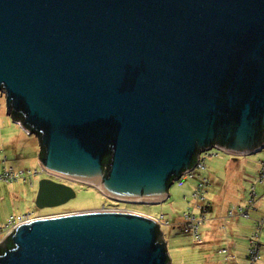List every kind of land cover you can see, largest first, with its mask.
<instances>
[{
  "label": "water",
  "instance_id": "95a60500",
  "mask_svg": "<svg viewBox=\"0 0 264 264\" xmlns=\"http://www.w3.org/2000/svg\"><path fill=\"white\" fill-rule=\"evenodd\" d=\"M0 95L43 171L163 202L212 147L264 148V0H0ZM38 182L39 208L76 196ZM0 247V264L170 263L159 222L104 206L24 221Z\"/></svg>",
  "mask_w": 264,
  "mask_h": 264
},
{
  "label": "rangeland",
  "instance_id": "374dc122",
  "mask_svg": "<svg viewBox=\"0 0 264 264\" xmlns=\"http://www.w3.org/2000/svg\"><path fill=\"white\" fill-rule=\"evenodd\" d=\"M6 110L5 97L0 95V114H3V116L5 115V118L7 117ZM2 128L4 130L1 133L5 137H7L8 134L15 133L13 128H7L4 123L2 124ZM22 131L25 132L23 129ZM31 137L35 136L32 135ZM206 153L208 154L207 156L205 153H203L202 156H205L204 164L206 165V168L196 171L199 176L207 177V182L203 190L204 201L192 197V193L196 189L197 181L188 175H184L183 179L180 178L169 185V196L167 200L163 202L156 204H130L125 202L119 203V205L115 204L116 207H125L129 210L143 212L153 217H161L163 215V224H161L160 230L163 233L168 255L170 256L169 264H186V262L192 264L193 260L190 261V258L194 257V255L192 256L190 253L198 252L200 249L207 246V244H204L203 246L198 245L201 242H196L192 234V229L190 232H185L183 230L187 226V221L185 220L184 215L186 211L189 212L192 210L196 215V218L200 219V216L203 214L200 206L203 205L204 211L206 212V210H209L206 208L210 206L209 203L211 201L215 204L216 212H219L220 214L224 213L226 210V204L228 203L231 207L233 205L232 203L235 204L236 202L238 205L246 209L250 200L249 194L253 191L255 199L252 201V205L249 208V215L246 218L242 217V219L246 222L248 221V224L253 227V230L248 234V237L256 232L258 221H264V173L263 175L260 173L264 163V148L255 154L232 155L212 147ZM4 156L5 154L2 151L1 157ZM19 166L22 168L14 169L10 166H5L3 168H11L15 172H20V174L9 181H0V227L10 220V216L16 217L28 212L32 215L46 213L55 214V212L88 210L89 208H100L104 205H114L110 203L112 200L109 201L100 190L89 183L85 184L68 178H59L54 174L52 175L43 171L36 159L31 160L30 158L26 163L20 164ZM28 170L32 171L31 176H28ZM34 170H37L40 173L34 174ZM42 178H50L53 181L55 180L62 183H64L65 180H68L69 184L65 183L74 189L76 196L67 200L66 203L55 205V207H37L35 205V199L39 185L38 181ZM217 206L219 208H217ZM205 214L209 217L211 216L209 211ZM236 214L237 213L230 215L227 213V216H220L219 220H221L222 225L225 224L228 226L231 224V221L235 218ZM202 225L203 223H200L198 227L200 237L202 236V233H204L203 231L205 228V226ZM246 229L247 227L245 228V231ZM189 236L192 238L193 242L197 244L190 243ZM248 237L245 241L241 237V241L243 242V253H241V259L243 262L241 264H264V223L262 230L258 233L256 238L259 243V253L258 258L254 263H251L248 258V248L250 246ZM3 238L4 234L2 233L0 234V241H2ZM227 247L228 246L225 244L222 248ZM181 248L182 252H185L186 255H188L186 256L187 260L183 263H181L183 261V255L180 252ZM199 257H201V255ZM213 257L214 260L216 259L215 261L220 262L219 264H234L232 262L234 260L232 259L225 260V255L221 252ZM196 263L197 260L195 261V264ZM199 263L202 264V261Z\"/></svg>",
  "mask_w": 264,
  "mask_h": 264
},
{
  "label": "crops",
  "instance_id": "0c3cea01",
  "mask_svg": "<svg viewBox=\"0 0 264 264\" xmlns=\"http://www.w3.org/2000/svg\"><path fill=\"white\" fill-rule=\"evenodd\" d=\"M6 116L7 117L5 118V115L3 116V114H0V170L3 169L5 166L6 167L10 166L11 168L14 169L22 168L19 165L26 163L30 158L31 160L36 159L37 163L40 165V162L38 160V155H39L38 153L41 150L39 138L33 133H28L21 126V124H19L18 121L13 119V116L7 113V110H6ZM3 123L6 125L7 128H13L15 130V133L8 134L7 137L3 136L1 133L4 130L2 128ZM21 127L23 130H25V132L22 131ZM32 135H34L35 137H31ZM2 151L5 154L4 157H1ZM38 173L40 172L38 171ZM209 204L210 206L207 208L209 209L207 210V212L209 211L211 216L209 217L205 214V219H204L205 221L203 222L205 228L203 231L204 233H202L201 236L202 242L198 244L200 246L207 244V246L203 247L198 252L192 254L190 253V255L192 256L194 255V257L190 258V261L193 260L192 264H195L196 260H197L196 264H200L199 263L200 261H202V264H219L220 262L215 261L216 259L214 260L213 256L220 253L222 249H225L222 247L225 246L226 244L228 246L227 247L228 252L235 256V258L232 259L234 260L232 262L234 264H241L243 262L241 259V253H243L242 252L243 242L241 241V237L245 241V239L249 236L248 234L252 232L253 227L248 224V221L246 222L244 219H242L243 216L240 214H236L235 218H233L231 224H229L228 226H226L225 224L222 225L221 220H219V217L224 215L227 216L226 214L228 213L230 207L229 203L226 204L225 207L226 210L222 214L216 212L215 204L213 203V201H211ZM217 208L219 207L217 206ZM57 213H62V212H57ZM37 215H44V214H37ZM246 227L247 229L245 231ZM190 243L197 244L193 242L191 237H190ZM180 252L183 255V259H182L183 261L181 262L183 263L184 261L187 260L186 256L188 255H186L185 252H182V248L180 249ZM200 255L201 257H199ZM186 264H188V262H186Z\"/></svg>",
  "mask_w": 264,
  "mask_h": 264
},
{
  "label": "built area",
  "instance_id": "2783aa9c",
  "mask_svg": "<svg viewBox=\"0 0 264 264\" xmlns=\"http://www.w3.org/2000/svg\"><path fill=\"white\" fill-rule=\"evenodd\" d=\"M205 155L207 156V153H205ZM203 154H201L199 156V159L198 161L195 163L196 165L193 167V169L189 170L187 173L183 174L182 175V179L184 177V175H188L190 176L191 178L195 179L197 181V185H196V189L195 191L192 193V197L195 199L197 198L198 200H202L204 201L205 198H204V195H203V190H204V186L206 185V182H207V178L206 177H201V175L199 176L196 171L199 170V169H204L205 168V164H204V157H202ZM28 173V176H31L32 174V171H27ZM38 173L37 170H34V174ZM262 175L264 173V163H263V168L261 169V172H260ZM20 172L18 171H14L13 169L11 168H8V169H3L0 171V181H9L11 179H14L17 175H19ZM262 181V180H260ZM250 196V200L248 202V206H246V209L240 205H238L237 203L233 204L231 207H229L230 209L228 210V214L232 215V214H240L242 215L243 217H248L249 215V208L250 206L252 205V201L255 199V196H254V192H250L249 194ZM200 208L202 209V216H200V219H197L196 218V215L192 212V210H190L189 212L186 211L184 213L185 215V220L187 221V226L183 229L185 232H190L191 229L193 231V236H194V239L196 240V242L200 243L202 242V239L200 237V234L198 232V227H199V224L203 223L205 220V213L206 212L204 211V206L201 205ZM208 208V207H207ZM206 208V209H207ZM104 209H108V210H111V209H115V210H128L127 208L123 207V208H119V207H116L114 205H111L109 207L107 206H104ZM151 216V215H150ZM153 219H155L157 222H159V227H161V224H163V215L161 217H153L151 216ZM33 218H37L36 215H32L31 213H23L19 216H10V220L2 225V227H0V234H4V236H6L8 233L11 232V230L16 226L18 225L19 223H22L24 221H28V220H32ZM263 223L264 221L263 220H259L258 221V224H257V230L254 234L250 235V237H248V241H249V248H248V258L249 260L251 261V263H254L255 260L258 258V246H259V243H258V240H256L257 236H258V233L262 230V226H263ZM221 253H223L225 255V259H234L235 256L230 254L228 252V249L225 248V249H222L220 251Z\"/></svg>",
  "mask_w": 264,
  "mask_h": 264
},
{
  "label": "trees",
  "instance_id": "16d2710c",
  "mask_svg": "<svg viewBox=\"0 0 264 264\" xmlns=\"http://www.w3.org/2000/svg\"><path fill=\"white\" fill-rule=\"evenodd\" d=\"M19 119H22L21 117H18ZM40 140V139H39ZM40 149H41V155H43L44 153V150L42 149V147L40 146ZM40 155V156H41ZM110 160V157L109 156H106L105 159L103 160V168H104V171H107L109 168H108V162ZM107 206V205H105ZM159 233L160 235L163 237V233L161 232V230L159 229ZM1 248V247H0Z\"/></svg>",
  "mask_w": 264,
  "mask_h": 264
},
{
  "label": "flooded vegetation",
  "instance_id": "af4514ba",
  "mask_svg": "<svg viewBox=\"0 0 264 264\" xmlns=\"http://www.w3.org/2000/svg\"><path fill=\"white\" fill-rule=\"evenodd\" d=\"M208 155V154H207ZM61 181H63L62 179H60ZM65 182L66 183H68L69 181L68 180H65ZM64 182V183H65ZM69 184V183H68ZM110 201V200H109ZM113 202V203H112ZM111 204H114V206H116V205H119V202H116V201H111L110 202ZM116 204V205H115ZM105 206V205H104ZM109 205H107V207H108ZM33 215H37V214H33ZM159 229H160V227H159ZM163 238H164V236H163ZM6 242H7V240H6ZM9 243V242H8Z\"/></svg>",
  "mask_w": 264,
  "mask_h": 264
},
{
  "label": "clouds",
  "instance_id": "9594fccd",
  "mask_svg": "<svg viewBox=\"0 0 264 264\" xmlns=\"http://www.w3.org/2000/svg\"><path fill=\"white\" fill-rule=\"evenodd\" d=\"M145 214V213H144ZM44 215H47V214H44ZM44 215H36V216H44ZM5 237V236H4Z\"/></svg>",
  "mask_w": 264,
  "mask_h": 264
},
{
  "label": "bare ground",
  "instance_id": "6f19581e",
  "mask_svg": "<svg viewBox=\"0 0 264 264\" xmlns=\"http://www.w3.org/2000/svg\"><path fill=\"white\" fill-rule=\"evenodd\" d=\"M129 210V209H128ZM131 211V210H130ZM55 213H57V212H55ZM1 240V239H0Z\"/></svg>",
  "mask_w": 264,
  "mask_h": 264
}]
</instances>
